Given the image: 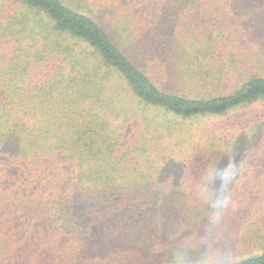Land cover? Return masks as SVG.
<instances>
[{"label":"trees","instance_id":"1","mask_svg":"<svg viewBox=\"0 0 264 264\" xmlns=\"http://www.w3.org/2000/svg\"><path fill=\"white\" fill-rule=\"evenodd\" d=\"M153 2L0 0L1 216L8 195L24 188L35 201H57L54 215L66 222L72 210L64 206V191L73 187L142 198L149 180L158 181L154 187L163 185L159 181L164 182L166 170L200 165L190 155L185 164L178 158L182 153L194 154L197 147L198 155L240 151L237 140L247 131L208 132L209 143L195 146L189 140L193 131L183 126L264 103V77H247L245 68L239 74L235 66L231 76L244 79L224 93L221 87L231 76L223 68L212 71L207 57L217 52L214 42L196 49L193 40L179 39L181 31L164 20L168 13L150 12ZM177 82L203 86L206 94L197 88L199 98L176 93ZM219 158L223 163L217 166L229 165ZM122 220L136 228L134 233L121 228L124 241L140 238V247H155L160 234L154 236L152 228L159 220L148 226L153 244L145 222ZM171 244L156 252L162 264L185 263L168 259L179 252ZM262 248L260 254L219 263L204 257L213 250L189 247L179 253L201 257L187 264H264ZM8 257L0 249V263Z\"/></svg>","mask_w":264,"mask_h":264},{"label":"rangeland","instance_id":"2","mask_svg":"<svg viewBox=\"0 0 264 264\" xmlns=\"http://www.w3.org/2000/svg\"><path fill=\"white\" fill-rule=\"evenodd\" d=\"M149 10L157 16L160 11L168 13L164 18L168 28L180 30L179 39L193 40L196 49L213 41L217 52L207 57L212 58V71L223 68L231 76L237 66L239 74L245 68L247 77H264V0H154ZM242 79L231 76L221 90L230 93ZM172 88L191 98L201 96L196 88L206 94L200 85L184 87L177 82ZM186 125L193 131L189 140L195 146L209 143L208 132L238 129L249 133L240 132L239 152L233 148L221 150L223 155L208 150L198 155L197 147L194 154L182 153L178 158L185 164L192 156L200 165L177 167L171 174L165 169L164 182L159 181L163 185L154 187L158 181L149 180L142 198H114L87 186L66 190L64 206L72 210L66 222H57L54 215L57 201H35L24 188L11 192L9 200H4L6 212L0 215V249L9 257L0 264H162L163 257L156 252L168 248L165 242L179 252L189 247L213 250L204 256L212 263L260 254L264 245V103L219 118L190 120ZM184 151H188L185 146ZM219 157L228 159L229 165L217 166L223 163ZM211 164L216 166L205 167ZM225 199L226 206L219 209ZM155 215L160 224L152 230L154 236L160 235L154 243L148 229L157 221ZM122 219L145 222L151 235L148 244L154 243L156 249L140 247V238L124 241L121 228L130 233L136 228L132 222L122 224ZM179 252L172 253L176 259L169 253L168 259L187 264L201 258Z\"/></svg>","mask_w":264,"mask_h":264},{"label":"clouds","instance_id":"3","mask_svg":"<svg viewBox=\"0 0 264 264\" xmlns=\"http://www.w3.org/2000/svg\"><path fill=\"white\" fill-rule=\"evenodd\" d=\"M225 206H226V199L224 201H220V203L218 205L219 209H223V207H225Z\"/></svg>","mask_w":264,"mask_h":264}]
</instances>
